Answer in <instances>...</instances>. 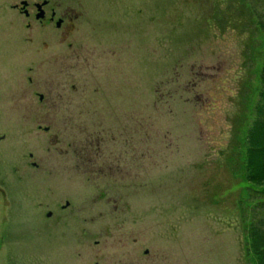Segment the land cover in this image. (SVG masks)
Masks as SVG:
<instances>
[{
    "label": "rangeland",
    "instance_id": "1",
    "mask_svg": "<svg viewBox=\"0 0 264 264\" xmlns=\"http://www.w3.org/2000/svg\"><path fill=\"white\" fill-rule=\"evenodd\" d=\"M244 1L77 0L69 34L11 17L0 264H256L264 17Z\"/></svg>",
    "mask_w": 264,
    "mask_h": 264
},
{
    "label": "flooded vegetation",
    "instance_id": "2",
    "mask_svg": "<svg viewBox=\"0 0 264 264\" xmlns=\"http://www.w3.org/2000/svg\"><path fill=\"white\" fill-rule=\"evenodd\" d=\"M82 7L83 5L77 3V0H0V31L10 32L12 26L11 17L16 15L18 18L23 19L25 22L24 28L27 31L31 30L32 22L34 21L42 27L52 26L56 30L65 29L64 34H69L73 31L75 23L80 18ZM8 48L9 46L6 45L4 40L0 47L3 55L7 53ZM2 54L0 56H3ZM5 60L6 58L3 56V61ZM24 95L25 93L22 91V97ZM38 100L42 103L43 97L39 95ZM4 113L5 111L0 110V116ZM6 138L5 132H3L0 136V161H5L7 158L6 149L2 145ZM31 166L35 169L38 168L35 163H32ZM8 174L9 171L6 170L5 166L4 168L0 167V201L2 202L8 199V194L1 188L2 185L6 184L4 177ZM66 204L63 208L68 207V203ZM46 217L50 218L51 212H48ZM144 253L147 254V252Z\"/></svg>",
    "mask_w": 264,
    "mask_h": 264
},
{
    "label": "trees",
    "instance_id": "3",
    "mask_svg": "<svg viewBox=\"0 0 264 264\" xmlns=\"http://www.w3.org/2000/svg\"><path fill=\"white\" fill-rule=\"evenodd\" d=\"M246 2L244 0H240ZM240 3V2H239ZM264 0H248L247 6H241L239 13H248L249 16L264 17ZM262 9L261 11H259ZM262 25V24H258ZM261 83L264 85V64L260 74ZM262 104L256 108V117L246 135V151L244 159V180L254 187L263 188L264 192V92ZM251 194L252 206L247 216L250 220L247 226L249 239L248 250L256 259V264H264V202L256 200Z\"/></svg>",
    "mask_w": 264,
    "mask_h": 264
}]
</instances>
